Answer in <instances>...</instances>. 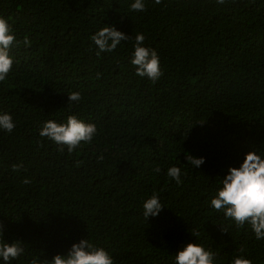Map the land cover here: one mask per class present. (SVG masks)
Masks as SVG:
<instances>
[{
    "label": "trees",
    "instance_id": "1",
    "mask_svg": "<svg viewBox=\"0 0 264 264\" xmlns=\"http://www.w3.org/2000/svg\"><path fill=\"white\" fill-rule=\"evenodd\" d=\"M143 2L138 12L134 0H0L17 40L0 82V114L16 124L0 129L2 239L24 249L11 264H41L83 238L114 264H175L188 243L211 249L214 264H264V240L210 203L246 153L264 159V0ZM104 26L129 39L97 55L91 36ZM138 33L160 57L156 82L131 64ZM69 115L97 127L71 153L39 135ZM153 193L164 207L145 220Z\"/></svg>",
    "mask_w": 264,
    "mask_h": 264
},
{
    "label": "clouds",
    "instance_id": "2",
    "mask_svg": "<svg viewBox=\"0 0 264 264\" xmlns=\"http://www.w3.org/2000/svg\"><path fill=\"white\" fill-rule=\"evenodd\" d=\"M223 3L224 0H218ZM160 4L161 0H155ZM133 11H145L143 0H134L131 4ZM129 39L124 33L112 26H104L91 36V40L101 52H111L122 42ZM145 37L138 33L135 36L134 51L131 64L135 67V74L139 77H146L156 82L163 75L160 68V57L158 53L144 46ZM27 42V41H25ZM17 44L14 31L8 20L0 17V82L4 81L12 71L13 57L10 49ZM99 78V74H97ZM70 102L81 100L79 92H72L67 95ZM16 124L8 113L0 114V129L11 133ZM97 133L94 123H86L75 115H69L66 123H57L54 120L45 121L40 129L39 135L46 137L53 143L60 145V150L71 153L83 143H90ZM187 163L199 168L205 163L204 157H195L191 154L185 155ZM21 164H13V171H19ZM158 173L159 167L155 169ZM167 175L177 184L182 183L181 169L176 166L167 169ZM23 183H30L25 179ZM221 187L211 199V206L217 212H223L225 218L232 220L237 228L250 226L257 240H264V159L253 151L245 154L239 167H229L227 173L221 179ZM164 206L157 194L153 193L143 203V216L145 220L155 217ZM3 225H0V259L4 264H11L24 251L22 241L16 240L11 243L5 242L3 237ZM223 232H226L222 229ZM243 252V249H241ZM215 253L206 249L198 243H188L175 255V264H214ZM41 264H114L113 258L102 247H97L89 240L83 238L78 243H73L66 254H56L50 260L44 259ZM232 264H252V260L244 255H237Z\"/></svg>",
    "mask_w": 264,
    "mask_h": 264
}]
</instances>
